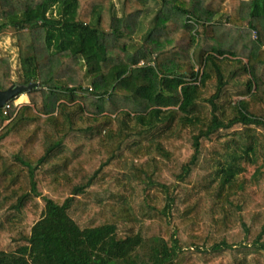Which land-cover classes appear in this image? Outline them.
Returning <instances> with one entry per match:
<instances>
[{"label": "trees", "instance_id": "1", "mask_svg": "<svg viewBox=\"0 0 264 264\" xmlns=\"http://www.w3.org/2000/svg\"><path fill=\"white\" fill-rule=\"evenodd\" d=\"M7 29L0 91L38 87L0 113V264H264V0H0Z\"/></svg>", "mask_w": 264, "mask_h": 264}, {"label": "rangeland", "instance_id": "2", "mask_svg": "<svg viewBox=\"0 0 264 264\" xmlns=\"http://www.w3.org/2000/svg\"><path fill=\"white\" fill-rule=\"evenodd\" d=\"M14 41L15 39L13 38L12 35V30L7 29L3 32H0V55H7L10 58L11 61V67H12V71L14 72V75L16 73V48L14 46ZM197 69V67H195V70ZM253 190L255 191V196L253 197L252 194H250V199H255V202L258 204L260 203V199H262L263 193L258 191L256 188H253ZM141 198V194H138L136 196V199H140ZM159 226L158 225H153L151 227L150 233L152 234H159ZM256 226L253 227V230H256Z\"/></svg>", "mask_w": 264, "mask_h": 264}, {"label": "water", "instance_id": "3", "mask_svg": "<svg viewBox=\"0 0 264 264\" xmlns=\"http://www.w3.org/2000/svg\"><path fill=\"white\" fill-rule=\"evenodd\" d=\"M38 84L37 83H32L29 85H12L5 91H0V108L3 107V105L16 98L18 95H21L22 93L32 89V88H37Z\"/></svg>", "mask_w": 264, "mask_h": 264}, {"label": "built area", "instance_id": "4", "mask_svg": "<svg viewBox=\"0 0 264 264\" xmlns=\"http://www.w3.org/2000/svg\"><path fill=\"white\" fill-rule=\"evenodd\" d=\"M12 105L16 108L20 107L21 105L17 102V98L13 99L12 101L6 102L3 107L0 108V113L2 116H7L8 111L11 109Z\"/></svg>", "mask_w": 264, "mask_h": 264}, {"label": "crops", "instance_id": "5", "mask_svg": "<svg viewBox=\"0 0 264 264\" xmlns=\"http://www.w3.org/2000/svg\"><path fill=\"white\" fill-rule=\"evenodd\" d=\"M21 97L25 98V100L19 102L18 100H19V98H21ZM17 102H18L20 105L27 104V103H28V99H27V97H26L24 94H22V95H20L19 97H17Z\"/></svg>", "mask_w": 264, "mask_h": 264}, {"label": "clouds", "instance_id": "6", "mask_svg": "<svg viewBox=\"0 0 264 264\" xmlns=\"http://www.w3.org/2000/svg\"><path fill=\"white\" fill-rule=\"evenodd\" d=\"M19 96V95H18Z\"/></svg>", "mask_w": 264, "mask_h": 264}]
</instances>
